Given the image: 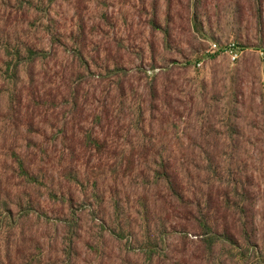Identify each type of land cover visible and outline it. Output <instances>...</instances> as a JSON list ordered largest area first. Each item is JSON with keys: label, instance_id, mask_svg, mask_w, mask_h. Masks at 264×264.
<instances>
[{"label": "trees", "instance_id": "obj_1", "mask_svg": "<svg viewBox=\"0 0 264 264\" xmlns=\"http://www.w3.org/2000/svg\"><path fill=\"white\" fill-rule=\"evenodd\" d=\"M57 1L15 0L17 10L12 9L7 14L3 11V16H0V97L4 91L10 92L8 119L17 133L25 127L28 147L34 148L23 153L18 150V142L12 144L5 153L10 158H4L3 167H0V264H78L76 254L81 219L76 208L77 198H80V192L95 200L101 198L99 179L96 176L91 179V175L96 174V167L106 170L107 166L110 175L105 177L110 176L115 183L129 178L142 181L143 191L139 195L142 203L136 210L137 215L147 221H158L154 226H148L139 245L145 264H264V230L258 227L257 222L256 177L249 165L238 160L230 161L228 165L223 163L222 157L216 153L220 138L205 126L200 127L197 139H189L186 143L188 152L182 155L164 150L166 145L158 140L160 133H154L156 126L160 129H166L167 124L176 126L175 117L183 118L181 113L187 112V107L170 91L169 83L172 81L166 82L171 74L168 69L163 71L162 82H159L160 76L154 75L147 83L145 105L139 104L137 108L138 116L142 118L138 119L140 126L143 125L141 129L135 128L137 139L133 142V125L126 123L125 112L128 109L133 114L132 119L135 117L134 103L130 102L133 97L128 92L136 89L123 65L103 68V78L117 77L118 80L115 95L111 96L110 89L104 94L101 92L103 113L95 119L99 131L94 128L85 131L82 127L84 108L90 97L85 84L89 80L88 73H92L86 58L89 51L87 38L91 33L81 12L82 0L74 5L76 29L69 38L63 30L52 32L42 29L55 50L56 46H64L67 38L71 42L74 60L69 75L64 68L56 71V67L49 65L57 51L52 54L37 44L13 40L20 26H25L22 19L33 11L43 14L49 18L50 24L55 25L51 13ZM191 2L190 7L195 6L192 26L200 34L198 10L203 0ZM209 3L210 0H205L206 5ZM156 4V1L152 3L153 31L160 29L169 43L171 17L169 15L170 21L162 27L156 18ZM236 5L237 17L244 22L249 13L257 30L262 31L264 0H237ZM235 42L245 48V45ZM221 45L224 47L226 44ZM38 65H41L39 73ZM240 94L239 90L235 91V96ZM147 110L152 119L159 118L157 125L152 121L148 124L150 135L144 132ZM48 121L57 133L36 143L33 140L35 133ZM126 124L129 127H125ZM113 129L114 137L100 136L102 131L106 133ZM232 129V132H237L238 126L232 123ZM110 143L115 147L111 149ZM125 145L129 146V151ZM110 158L113 162L106 163ZM8 172L17 176V184L8 177L4 179ZM92 180L93 187L89 193L81 190L85 184L89 189ZM55 181L57 186L51 184L52 187L48 188L46 182ZM45 190L51 205L61 203V208L57 209L58 221L63 225L64 235L61 251L59 249L54 257L47 256L44 245L40 247L36 239H32L35 241L34 251H19L17 247L19 219L13 207L24 210V203L20 200L29 192L27 203L31 209L33 199L38 200V204L42 203L39 196L42 198ZM156 203L160 204L158 210ZM126 216L130 218L132 215H126L124 207L116 201L110 220L112 224L106 227L108 223L103 222V227L116 239H127L130 244L132 237L139 243L133 233L127 231L130 220ZM3 234L6 235L4 245ZM176 236V243L170 242ZM103 259L99 257L98 264H105Z\"/></svg>", "mask_w": 264, "mask_h": 264}, {"label": "rangeland", "instance_id": "obj_2", "mask_svg": "<svg viewBox=\"0 0 264 264\" xmlns=\"http://www.w3.org/2000/svg\"><path fill=\"white\" fill-rule=\"evenodd\" d=\"M77 1H57L51 13L56 26L50 24L49 18L43 14H36L33 11L26 19H22L25 26H20L19 33L13 37V40L37 44L52 54L57 51L48 63L51 67H56V71H62L64 68L69 75L74 52L68 38L76 29L77 19H73V16ZM154 1L157 3L156 18L162 27L167 25L171 17L169 43L165 41L164 33L160 29L153 31L151 21L154 17L152 5ZM236 1L210 0L209 5H206L203 0L198 10L201 30L198 34L192 26L194 22L192 11L195 6L190 7L193 2L191 0H82L81 12L85 15L86 25L91 33V36L87 38L89 51L86 58L92 69V73H88L89 80L85 84V90L89 91L90 97L88 105L84 108L82 127L85 131L93 128L99 131L95 119L103 113L100 108L101 92L104 94L110 89L111 96L115 95L118 80L117 77L103 78V68L108 66L113 69L118 64L123 65L129 72L130 80L136 89L135 92H128L133 97L130 102L134 103L135 117L132 119L133 114L128 109L125 112L126 123L133 125L131 135H133V142H136L135 128L141 129L143 125L140 126L139 120L142 118L138 116L137 108L139 104L145 105L147 83L154 75L160 76L159 82H162L163 71L168 69L171 74L166 82L172 81L169 83L170 91L182 105L187 107V112L181 113L184 114L183 118L175 117V121L170 117L176 126L167 124L166 129L155 127L154 133H160L158 140H162L161 144L166 145L163 149L178 155L187 154L186 143L191 138L199 137L200 127L205 126L211 129L212 134L220 138L216 153L222 157L223 163L228 165L230 161H243L254 173L258 197L257 222L258 227L264 230V55L262 54L264 28L262 31L257 30L249 13L245 17L246 20L242 22L235 13ZM14 2L15 0L11 2L0 0V16H3V11L7 14L12 9L17 10ZM207 9L210 11L208 12ZM13 13L15 16V12ZM42 29L52 32L63 30L68 37L63 42L64 46H56L57 50H55L49 36ZM228 41H237L245 45V51L238 61L232 62L229 55L223 52L208 53L211 43L227 45L230 43ZM198 63H201L200 67ZM75 65L78 67L77 63ZM40 68L41 65H38V73ZM154 68L157 69L153 70ZM65 79L67 81L66 75ZM236 90L240 91L239 96H235ZM10 99L11 94L8 90L2 92L0 167H3L4 158H10L5 153L12 144L18 142V150L23 153L34 149L32 146V148L28 147L25 127L17 133V129L13 128L8 119L6 112L10 106ZM127 115H130V118H127ZM144 118L143 122L146 123L144 132L150 135L152 133L148 124L152 121L153 125H157L159 118L152 119L148 110ZM51 120L54 119L51 118ZM44 123L46 124L41 126L33 137L36 143L50 139L57 133V130L50 127V121ZM232 123L238 126L237 132L230 130ZM125 127L129 125L126 124ZM144 132L140 131L141 134ZM106 133L102 131L100 136L114 137L115 130L106 131ZM109 146L111 149L115 147L111 143ZM125 148L126 151L130 149L127 145ZM105 162L110 164L113 161L110 158ZM96 163L95 161L94 165ZM107 168L108 166L106 170H99L96 167V174L91 175V179L94 176L99 179L98 192L100 191L103 196L95 200L89 194L84 195V192H80V198H77L76 208L81 219L77 262L78 264H98L99 257H103L105 264H145L139 245L146 235L148 226H154L158 221L153 219L147 221L137 215L136 210L141 208L142 203L139 195L144 185L136 178L115 183L110 176L105 177L110 175ZM7 177L17 184V176L8 172L4 179ZM93 181L89 189L85 184L81 190H88L89 193L93 187ZM46 184L48 188H51V184L57 186V181L46 182ZM39 198L42 203L38 204V200L33 199L34 206L28 209L27 202L30 200V194L27 192L20 200L24 203V210L19 211L15 206L13 207L14 214L19 219L16 230V233L18 231L17 247L19 251H34L36 250L35 241L32 239H36L40 247L44 245L46 255L54 257L59 249L61 251L64 235L63 225L58 221L61 203L51 205L52 202L46 190L44 196ZM151 199L154 201L152 197ZM116 201L124 207L126 215L131 213L130 218L126 216V219L130 220L127 231L133 233L140 241L139 243L132 237L130 244L127 239H116L103 227V222L108 223L106 227L111 226L110 220ZM159 205L156 203L157 210ZM5 237L6 235L3 234V245ZM177 240L176 236L174 239L171 238L170 242L175 244Z\"/></svg>", "mask_w": 264, "mask_h": 264}, {"label": "built area", "instance_id": "obj_3", "mask_svg": "<svg viewBox=\"0 0 264 264\" xmlns=\"http://www.w3.org/2000/svg\"><path fill=\"white\" fill-rule=\"evenodd\" d=\"M245 48L240 47L237 43L231 42L224 47L219 45L218 43H211L208 49V53H215V52H223L228 54L232 62H236L240 59L243 55ZM264 55V52H262ZM198 66H201V63H198Z\"/></svg>", "mask_w": 264, "mask_h": 264}]
</instances>
